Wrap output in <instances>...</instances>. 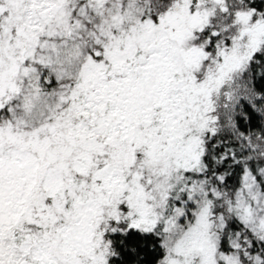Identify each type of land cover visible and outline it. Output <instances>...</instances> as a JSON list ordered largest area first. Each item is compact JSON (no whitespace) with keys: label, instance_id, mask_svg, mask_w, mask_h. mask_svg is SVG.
<instances>
[{"label":"snow or ice","instance_id":"snow-or-ice-1","mask_svg":"<svg viewBox=\"0 0 264 264\" xmlns=\"http://www.w3.org/2000/svg\"><path fill=\"white\" fill-rule=\"evenodd\" d=\"M0 264H264V0H0Z\"/></svg>","mask_w":264,"mask_h":264}]
</instances>
